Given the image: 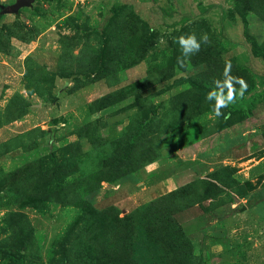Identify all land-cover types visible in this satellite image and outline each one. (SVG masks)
<instances>
[{"label": "rangeland", "instance_id": "1", "mask_svg": "<svg viewBox=\"0 0 264 264\" xmlns=\"http://www.w3.org/2000/svg\"><path fill=\"white\" fill-rule=\"evenodd\" d=\"M16 2L0 264H264V0Z\"/></svg>", "mask_w": 264, "mask_h": 264}, {"label": "clouds", "instance_id": "2", "mask_svg": "<svg viewBox=\"0 0 264 264\" xmlns=\"http://www.w3.org/2000/svg\"><path fill=\"white\" fill-rule=\"evenodd\" d=\"M201 42H204V43L207 42V36L206 35L201 37L200 42L197 41V39L194 35L188 36L187 38L181 37L179 39V44H180L181 49H182V54L184 56H189L191 54H195L197 51H199ZM238 82L241 86L240 91H239V96L242 97L244 95L245 89L247 88V85L244 83L243 80H240ZM205 99L210 101V102H214L213 107L215 110V114L217 116H219L220 115L219 108L220 107H227V105L232 102L233 97L231 95L221 96L216 92H209V94L205 97Z\"/></svg>", "mask_w": 264, "mask_h": 264}, {"label": "water", "instance_id": "3", "mask_svg": "<svg viewBox=\"0 0 264 264\" xmlns=\"http://www.w3.org/2000/svg\"><path fill=\"white\" fill-rule=\"evenodd\" d=\"M32 2L33 0H17L15 4L3 8L2 13L15 14L20 8L29 6Z\"/></svg>", "mask_w": 264, "mask_h": 264}, {"label": "trees", "instance_id": "4", "mask_svg": "<svg viewBox=\"0 0 264 264\" xmlns=\"http://www.w3.org/2000/svg\"><path fill=\"white\" fill-rule=\"evenodd\" d=\"M176 242H177V240H176Z\"/></svg>", "mask_w": 264, "mask_h": 264}]
</instances>
